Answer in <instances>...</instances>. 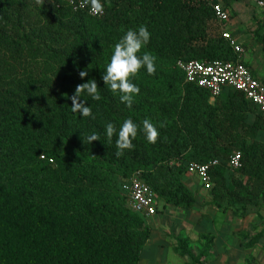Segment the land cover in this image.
<instances>
[{
  "label": "trees",
  "instance_id": "1",
  "mask_svg": "<svg viewBox=\"0 0 264 264\" xmlns=\"http://www.w3.org/2000/svg\"><path fill=\"white\" fill-rule=\"evenodd\" d=\"M101 3L105 13L97 17L73 11L67 0H45L42 6L36 0H0V264H139L151 231L121 190L136 171L154 192L157 212L166 206L188 210L196 198L183 181L185 163L219 158L209 169L210 205L264 208V143L256 140L264 133V113L239 90L226 89L224 100H210L176 66L177 60L235 59L211 5ZM141 25L151 37L138 55L156 56V72L149 75L142 67L132 78L140 93L129 108L102 76L115 43ZM80 70L88 72L83 79ZM89 79L101 99L86 93L81 99L95 119L73 113L67 98ZM126 118L139 130L134 149L117 159L115 140ZM145 118L159 132L155 144L142 131ZM108 122L117 128L111 142L105 136ZM93 133L100 140L88 143ZM233 151L240 152L241 166L230 173ZM259 236L241 235L243 245H256ZM199 237L197 253L186 238H174L173 251L185 264L213 260L214 236ZM244 264L255 262L247 258Z\"/></svg>",
  "mask_w": 264,
  "mask_h": 264
},
{
  "label": "rangeland",
  "instance_id": "2",
  "mask_svg": "<svg viewBox=\"0 0 264 264\" xmlns=\"http://www.w3.org/2000/svg\"><path fill=\"white\" fill-rule=\"evenodd\" d=\"M222 28L226 25L223 24ZM262 57L255 60L260 65L264 64V54ZM253 117L254 114L249 113L246 121L251 122ZM256 140L264 143V133H258ZM227 170L234 172L230 168ZM191 191L196 198L191 209L174 206L162 209L159 204L160 210L156 215L146 218L151 233L139 264H185L186 260L173 251L174 238H186L191 250L197 253L203 244L199 237L201 233L215 238L214 258L209 264H244L247 258L253 259L255 264H264V208L226 202H223L224 209L217 208L210 205L211 189H204L197 182ZM241 235H260V239L248 248L243 245Z\"/></svg>",
  "mask_w": 264,
  "mask_h": 264
},
{
  "label": "built area",
  "instance_id": "3",
  "mask_svg": "<svg viewBox=\"0 0 264 264\" xmlns=\"http://www.w3.org/2000/svg\"><path fill=\"white\" fill-rule=\"evenodd\" d=\"M104 1L108 2L109 0ZM206 1L211 5L215 17L222 24L229 21V11L221 0ZM255 2L258 6H264V1L262 0H255ZM79 3L80 0H76L75 5L70 0H67V4L73 11H84L91 16L97 17L105 13V6L102 15L90 14L89 7L74 10ZM222 36L228 41L235 53L234 60H177L176 66L183 72L186 82L194 83L206 89L210 94V99L220 97L226 89L239 90L257 107L258 111L264 113V83L255 77L250 68L242 61L244 49L226 28H222ZM219 162V158H214L205 163L188 161L185 163V168L188 174L197 178L204 189H211L213 183L209 169L212 165H216ZM227 165L231 170L240 168L241 154L239 151H233L229 155ZM121 190L125 194L126 204L131 211L145 218L156 215V196L150 186L143 180L139 171L134 172L123 180Z\"/></svg>",
  "mask_w": 264,
  "mask_h": 264
},
{
  "label": "clouds",
  "instance_id": "4",
  "mask_svg": "<svg viewBox=\"0 0 264 264\" xmlns=\"http://www.w3.org/2000/svg\"><path fill=\"white\" fill-rule=\"evenodd\" d=\"M41 6L45 0H36ZM74 5L76 0H70ZM49 3L54 4V0H49ZM89 7L90 14L102 15L104 12V5L101 0H80L77 8ZM151 33L144 25L139 26L138 29H128L125 34L114 45V50L110 57V62L106 66L102 80L105 85H108L110 90L116 94L119 93L121 103L131 108L134 103V97L140 93L137 85L131 82L132 78L136 77L139 70L144 67L149 75H154L156 72V56L150 52L144 51L142 55H138L141 50L149 43ZM88 75L85 70L79 71V77L83 79ZM97 83L94 79H89L86 83L78 84L72 96L67 97L71 100V110L73 113H78L82 117H91L95 119L92 109L85 106V100L81 99V95L86 93L92 100H100L101 96L98 91ZM67 95V94H66ZM163 123L160 127H164ZM139 126L133 122L131 118L124 119L118 131L115 145L117 151L114 153L115 157L119 159L124 155L125 150L131 151L135 145L133 141L137 137ZM142 131L148 143L155 144L159 137L157 127L145 118L142 121ZM117 134V128L114 123L108 122L105 126V136L109 142L112 141L113 136ZM87 142L100 140L96 133L91 134L87 138Z\"/></svg>",
  "mask_w": 264,
  "mask_h": 264
},
{
  "label": "crops",
  "instance_id": "5",
  "mask_svg": "<svg viewBox=\"0 0 264 264\" xmlns=\"http://www.w3.org/2000/svg\"><path fill=\"white\" fill-rule=\"evenodd\" d=\"M224 6L230 14L229 21L224 25L243 47L242 61L250 68L254 76L264 83V64L260 65L255 61L257 57L263 58L264 54L262 49L264 6H258L255 0H227ZM246 9L247 13H245ZM225 95L226 93H222L220 98L224 99ZM183 181L191 190L196 188L197 182L199 183L197 178L191 174H186Z\"/></svg>",
  "mask_w": 264,
  "mask_h": 264
}]
</instances>
